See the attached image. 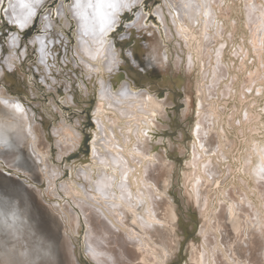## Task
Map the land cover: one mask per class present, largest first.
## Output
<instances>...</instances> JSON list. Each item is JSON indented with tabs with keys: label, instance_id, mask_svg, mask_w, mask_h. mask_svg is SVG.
Masks as SVG:
<instances>
[{
	"label": "rangeland",
	"instance_id": "374dc122",
	"mask_svg": "<svg viewBox=\"0 0 264 264\" xmlns=\"http://www.w3.org/2000/svg\"><path fill=\"white\" fill-rule=\"evenodd\" d=\"M188 1L124 3L105 43L82 51L86 35L72 14L69 27L58 20L57 8L73 0L36 6L28 40L44 34L41 17L54 13L62 53L50 48L58 55L43 74L41 43L24 44L12 63L17 81L0 78V120L24 119L21 131L0 130L8 139L0 141V264H97L81 204L132 244L130 264H144L143 253L153 260L146 264H264V0H207L206 15L197 12L201 0ZM181 5L193 18L182 20ZM141 12L142 28L128 33ZM112 45L118 70L106 64ZM105 175L113 179L107 198L97 193Z\"/></svg>",
	"mask_w": 264,
	"mask_h": 264
},
{
	"label": "bare ground",
	"instance_id": "6f19581e",
	"mask_svg": "<svg viewBox=\"0 0 264 264\" xmlns=\"http://www.w3.org/2000/svg\"><path fill=\"white\" fill-rule=\"evenodd\" d=\"M73 1H74V5H72V6L71 5H66L65 7L64 6H60L59 8H57L58 20H61V21H59L60 22L59 24H63L64 27H69L67 13L69 12V13L72 14L71 18L73 17L76 20V22L78 23L77 25H79V29H78L79 35H86V37H81L80 38V47H78V48H80L81 51L89 48V46H92V43L96 44V45H99L101 43H105L106 39L104 37H105V35L107 33L106 31H108L110 28H113V26H109L108 25L111 22H113V21L110 20L111 17H112V13L114 11H117V13H121L122 11H124V8L126 7L124 5V3H128L127 4L128 7H130V5H132V2H129L131 0H73ZM214 1H216V0H214ZM39 2H41V0H23V3L27 4L29 7L28 8H21L20 7L21 0H0V6L1 5L3 6V8H0V32L1 33L3 32L2 34L4 35V37L7 36V38H8V42L3 44L2 48H0V53L3 52V57H5V61L2 60V62L4 61V65L0 66V78L5 77L7 80L11 81L12 83H15L17 81V80L14 81V77L13 76L16 73L15 70L19 69V67L17 65L12 64V63L16 62L18 59H20L19 58V57H21L20 56V48L24 44H27L28 48H29V45L32 46V48H33L35 46V44L37 45L38 43H41V46L44 49L42 51V53L44 55V60L42 61L41 58H40L41 61L39 62V66H38L40 68V72H42L43 74L45 72L47 73V69L45 67L50 68L51 73L53 72L52 66L55 65L54 64V62H55L54 59H56V55L62 53L61 50H60L61 49L60 48L61 47L60 44H62V42H63L61 39H60L61 40L60 43L58 42L59 41L58 37L60 36V33H59V30L57 28H60V27L57 25V21L55 19H52V17H56V15L54 13H53L52 17L50 15L49 16L40 15V16H42L41 17L40 26H41L42 32H44V34L43 35H39V36H34L30 40H28V36L31 35L32 32H33L31 27L34 24L39 12L41 11L40 8L42 6L39 7V9H35L36 6L39 4ZM42 2H43V4L47 3L46 0H42ZM176 4H178V2H176ZM186 4H188L189 7H192V6H194V0H190V1L186 2ZM208 6L209 5H207V0H201V3L199 4V7L197 9V12H199V13L201 12V13H204L206 15L210 11L208 9ZM180 7H181V9H179L178 11H179V15L181 17H183L182 18L183 21H186L185 20L186 19V15L189 16L190 18H193L194 12H193L192 8L186 9V11H185L183 9V5H181ZM54 10H56V9H53V11ZM29 11H31V15L30 16L28 15ZM142 15L143 14L141 12V14L139 15V17L136 20V22L133 25L129 26L130 28H128V33L131 32V34H132V30H133L132 28H135V29L136 28L137 29L142 28V24H143V20H144ZM126 16L127 17H124L122 19L123 22L130 18V16L129 17H128V15H126ZM63 18H65V19H63ZM6 19H7L8 23L7 24H5V23L2 24V22L5 21ZM109 21H111V22H109ZM107 25L109 27H107ZM2 26L4 28H8V30L4 31L2 29ZM14 26L19 27L21 29L20 31L22 33L21 32L19 33L18 31L14 32V30H13ZM122 28L123 27H121L120 30H122ZM28 29H31V30L28 31ZM61 30H63V31L65 30L66 31V29H61ZM138 32H139V30H138ZM51 37H54V39L53 38L51 39ZM52 44H53V46H52ZM106 46H108V44H106ZM50 48H55L58 51V54H56L54 52H51ZM108 50L111 51V54H110L111 61L108 60L109 63L106 62V64H108L110 68H114L116 65H118V63H120L119 62L120 53L116 49H114L113 45L110 46V48H108ZM52 55L54 56L53 61L51 60ZM110 56L107 55L106 57L110 58ZM147 59H149V58H147ZM114 70H118V68L115 67ZM31 71H32V69H31ZM112 74H114V72H112ZM46 79H47V77L44 80L46 81ZM8 86H10V85H8ZM126 86H127V84H126ZM104 88H106V87H104ZM106 91L107 90H104V94H106V96H107ZM134 96H136V95L134 94ZM134 96H132V97H134ZM127 98H128V96H126V99ZM3 101H5L7 106H11V108L15 109L16 112L18 113L17 115H19L21 112L23 113V111H22L23 109L18 104L11 103L9 101H6L5 99ZM150 101L152 102V100H150ZM156 104H158V102H156ZM117 105L118 104H116V101H114V106H117ZM158 106H159V104H158ZM24 111L26 112L25 109H24ZM3 127L8 128L9 130L13 131L14 133L16 131H21V130L24 129L23 128L24 127V119H22V117L20 115H19V117L10 116L8 121H6V122L4 120L3 121L0 120V130ZM6 136L5 135L3 136V135L0 134V141H7L8 139H7ZM261 152H263V154H264V149L261 150ZM263 158H264V156H263ZM115 161L117 162V164H120L119 159H115ZM10 162H11L10 160H7L6 161V165H10ZM11 172H13V171L11 170ZM257 174L264 179V161H263L262 166L260 167V169L257 171ZM150 179H154L155 181L157 179L156 176L154 177V173L151 172V170H150V172L148 174V180H150ZM27 181L31 182L30 179L27 180ZM112 181H113V179L110 176H108V175H105L104 177H102L100 185H97V191H98L97 193L103 195L104 197H106L108 195V192H110V190H111L110 187L112 186ZM261 184L264 186V180L261 182ZM128 185L130 187V184H128ZM128 185H127V187H128ZM120 190L122 192V196L121 197L122 198L124 197L125 199H128V197H129L128 196V192L129 191L127 190V188L123 187L121 185L120 186ZM149 191L151 192V194H153L152 190L149 189ZM152 202H154V201L152 200ZM196 202H197V200H196ZM81 207H82L83 211H88L89 212V215H87V217H88V221H89V224L91 226V229H90V231L88 233V236H87V239H86L87 240V254L93 259V261L95 263H97V264H130V262H133L134 253H133L132 250H130L128 248V245L130 246L132 244L126 240L125 236L122 233H117V231H115L114 228H112L111 224L109 222H107V220L102 219V216L100 215V213H97L96 210H94L93 208L89 209V208H87L86 206H84L82 204H81ZM112 209H115V207L112 206ZM154 210H156V208ZM120 211L122 212L123 217L126 219V213L124 211H122V210H120ZM224 211L225 210L223 208V210L221 211V214H220L221 218L224 217L223 216ZM158 213H159V211H158ZM111 215H113V214H111ZM113 217L115 218V216H113ZM1 220H3V219H1ZM73 220L75 221L76 219L73 218ZM143 225H144V228H146L147 232L150 234V236H153L152 233L150 232L149 224L143 221ZM113 227H115L114 224H113ZM115 229H119V228L115 227ZM1 230L3 231V229H1ZM4 230H5V228H4ZM129 234H130V232H129ZM154 234H156V233H154ZM130 235H132V234H130ZM157 236L158 235H156V238H157ZM131 239H134V238H132V236H131V238L129 240H131ZM207 240H208L207 242L209 243V239H207ZM133 242L135 243V241H133ZM163 243H164V245L165 244L167 245V242L165 241V239L163 240ZM14 244H15V242H14ZM113 245L115 247H112ZM147 246L151 247L149 244ZM32 249H34V247ZM35 249H34V251H35ZM39 254L37 252L35 255H38L39 259H40V255ZM44 254L45 253H43L42 256ZM202 257H205V255L203 254ZM140 259H142L144 264H146V262H150V261L152 262L153 261V260L149 259L148 256L145 255V253H143V255H141ZM10 263L16 264L18 262L16 261V263H15L12 260V261H10ZM250 263L251 264H261L260 261L258 259H256V257H254L253 260H250ZM2 264H8V262L7 263L3 262ZM140 264H141V262H140Z\"/></svg>",
	"mask_w": 264,
	"mask_h": 264
},
{
	"label": "snow or ice",
	"instance_id": "6c2138e0",
	"mask_svg": "<svg viewBox=\"0 0 264 264\" xmlns=\"http://www.w3.org/2000/svg\"><path fill=\"white\" fill-rule=\"evenodd\" d=\"M20 7L21 8H28L29 6L27 4H25V3H23V0H21ZM28 15L29 16L31 15V11H29Z\"/></svg>",
	"mask_w": 264,
	"mask_h": 264
}]
</instances>
